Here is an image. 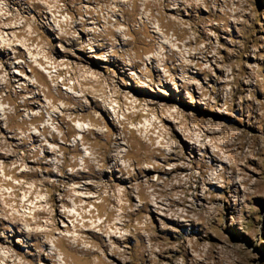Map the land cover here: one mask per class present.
<instances>
[{
    "label": "rangeland",
    "instance_id": "1",
    "mask_svg": "<svg viewBox=\"0 0 264 264\" xmlns=\"http://www.w3.org/2000/svg\"><path fill=\"white\" fill-rule=\"evenodd\" d=\"M0 264H264V0H0Z\"/></svg>",
    "mask_w": 264,
    "mask_h": 264
},
{
    "label": "bare ground",
    "instance_id": "2",
    "mask_svg": "<svg viewBox=\"0 0 264 264\" xmlns=\"http://www.w3.org/2000/svg\"><path fill=\"white\" fill-rule=\"evenodd\" d=\"M110 152H111V150H110Z\"/></svg>",
    "mask_w": 264,
    "mask_h": 264
}]
</instances>
